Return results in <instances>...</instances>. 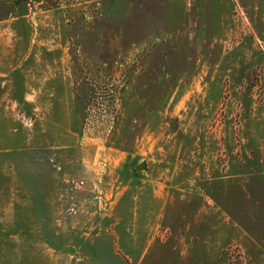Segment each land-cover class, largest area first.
<instances>
[{"label":"rangeland","instance_id":"rangeland-1","mask_svg":"<svg viewBox=\"0 0 264 264\" xmlns=\"http://www.w3.org/2000/svg\"><path fill=\"white\" fill-rule=\"evenodd\" d=\"M0 264H264V0H0Z\"/></svg>","mask_w":264,"mask_h":264},{"label":"water","instance_id":"water-1","mask_svg":"<svg viewBox=\"0 0 264 264\" xmlns=\"http://www.w3.org/2000/svg\"><path fill=\"white\" fill-rule=\"evenodd\" d=\"M142 169H143V167H142V166H139V167H138V170H142Z\"/></svg>","mask_w":264,"mask_h":264}]
</instances>
